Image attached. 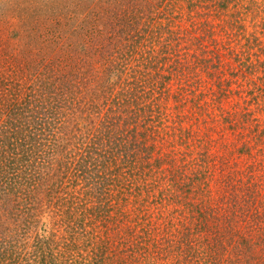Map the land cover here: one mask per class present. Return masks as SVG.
<instances>
[{
    "label": "rangeland",
    "instance_id": "obj_1",
    "mask_svg": "<svg viewBox=\"0 0 264 264\" xmlns=\"http://www.w3.org/2000/svg\"><path fill=\"white\" fill-rule=\"evenodd\" d=\"M170 19L186 34L202 22L213 25L216 32L222 26V33H212L218 42L216 47L225 42L240 52L242 41L237 44V36L229 29L232 25L236 30L235 21H239L252 43L244 51L247 60L241 67L247 72L252 70L248 79L242 80V75L232 78L223 68L218 69L220 76L216 78L208 67L210 63L200 62L199 53L194 55L198 59H182L188 49L203 46L205 32L198 30L197 40L186 44L183 37L171 47L170 60L150 68L158 71L150 79L151 92L136 86L140 81L138 64L135 67L131 58L146 50L158 35V28L162 30ZM256 22L261 23L260 27L254 26ZM117 34L118 50L109 42ZM120 56L123 60L113 66L112 60ZM263 69L264 0H0V130L10 136L0 142V169L5 163L24 164V187L10 188L6 181L2 183L6 189L0 188V249L5 246L10 252V232H16L15 223L21 222L23 216L17 210L23 209L24 256L20 252L21 260L17 254L5 260L1 254L0 264L11 263V258V264H58V255L64 250L67 263L61 264H124V260L125 264H137L142 245L130 251L126 242L132 243V236L142 226L157 233L149 237L154 242L160 236V218L168 212L173 213L167 216L174 215L181 207H186L180 218L186 227L182 234L190 233L183 241L190 240L193 257L200 262L197 264H236L237 253L240 264H264V205L256 208L257 200L264 201V92L259 90L264 88ZM217 82L223 83L221 88L226 93L212 94L213 106L205 109L193 125L194 121L187 119L182 127L187 133L199 130L200 136L208 138L204 146L210 155L216 153L226 160L234 185L219 180L228 169L222 167L224 173H220L204 166V174L198 173L202 180L200 191L193 175L180 179L176 170L171 174L164 171L167 165L162 162L163 152L171 150L175 157L176 152L180 154L187 148L179 144V131L173 129L176 126L165 115L171 117L182 102L190 109L192 101H202L215 90ZM155 84L158 90L153 92ZM166 88L167 94L160 95ZM114 100L125 110L117 132L124 128L125 134L133 129L124 127L131 121L141 127L139 131L150 128L146 131L149 136L153 130L159 132L155 134L160 138H148L143 143L149 148L147 169L141 168L147 162L142 160L143 155L137 160L133 156L138 178L129 165L119 163L109 167L112 173L107 177L103 174L105 152L117 142L118 134L110 131V138H103L102 146L101 141L93 144L99 138L94 129L104 133L110 129L103 126L105 117L113 115L109 105ZM137 106V121L124 118ZM243 111L248 120L244 127L239 122ZM220 123H229L231 129L223 128V135H217ZM209 136L216 141L209 140ZM153 161L156 169L151 165ZM87 164V174L82 178L79 169ZM5 170L10 178V166ZM91 178L97 179V184H91ZM245 180L251 182L249 191L243 189ZM178 181L188 184L177 190L182 196L176 202L171 182ZM137 193L143 198L145 214L150 215L145 220L135 218L138 210L133 207L137 204L131 201ZM245 199L247 204L242 202ZM195 212L214 216L204 222L211 225L214 239L210 234L202 235L204 242L195 243L191 226L194 222L185 218ZM127 230L132 235L126 236ZM143 231L147 233L142 228ZM215 239L219 240L215 241L217 245ZM236 242L244 248L238 251ZM178 245L161 242L155 245L154 253V246L149 244L150 252L145 255L150 260H141L151 261L154 254L158 264L164 262L161 259L171 261L180 249L181 255L186 253L184 245ZM166 246H172L173 251Z\"/></svg>",
    "mask_w": 264,
    "mask_h": 264
},
{
    "label": "trees",
    "instance_id": "obj_2",
    "mask_svg": "<svg viewBox=\"0 0 264 264\" xmlns=\"http://www.w3.org/2000/svg\"><path fill=\"white\" fill-rule=\"evenodd\" d=\"M213 10V9H210ZM174 21V19H170L169 22H167L166 20V26L163 27L162 26V30L161 28H158L160 31L158 32V35L154 36L153 39H151V43L149 44V46L147 47L146 50H142L139 51L138 53V57L135 58V56L133 58H131L132 62L134 61L136 64L135 67H137L138 64V70H137V74L140 77V81L139 83H136L137 85H140L141 89L143 90V88H145V91H152V84L150 82L151 77L155 76L157 74L158 71H150V68H152L153 66H155V64L157 63H163V62H167L168 60H170V55L169 52H173V46L175 47L178 42H181L183 37L185 39V43H191L192 40H197L198 37L195 36V34H197V31L200 30L203 33L205 32V34H203V46L199 47L198 50L194 49V50H190L188 49L189 53L185 54L184 57L181 56V58L183 59H198L197 57H194L195 54L199 56H201L200 62L201 63H205V62H209L210 65H208L209 68H212V72L211 74L216 73V78L220 76L219 74V70L220 68H223L224 70L226 69V71L228 70L227 75L237 79L239 77V75H242V80H247L248 79V74H250L252 72V70H249L247 72V70H242L241 67L244 66V63L246 62L247 58L243 57V55H245L246 53H244V51H247V48L249 47V44L251 45V40L248 37V34H245V29L243 28V25L239 22V21H235L236 23V30L234 28V26L229 25V29H232V33H234L235 36H237L236 42L237 44H240L242 41V45L239 46V50H241L240 52H238V50H235L232 48L231 45H227L225 42H220L221 45L216 47V39L215 37L212 35V33H222L221 32V28L222 26L218 27L217 32L213 30V25L208 24V22H202L201 24H199L197 26V28L195 29V27H192V30H188L187 34L182 30V28H179L178 24H173L172 22ZM171 25H168V24ZM231 23V22H230ZM210 25V26H209ZM261 23L256 22L254 24V26H259L260 27ZM160 25H158L159 27ZM193 26V25H192ZM169 28V30H167ZM184 29H186L184 27ZM194 30H196L194 32ZM234 30V31H233ZM238 31V32H236ZM191 32V33H190ZM244 34V35H243ZM197 37V38H196ZM201 37V36H200ZM200 41V38H199ZM112 42L113 46L116 47V50H118L119 47H117V45H120V37L117 34V36H112L110 38V41ZM172 44V46H171ZM136 46V44L134 45V47ZM172 47V48H171ZM222 48L223 52L220 54V49ZM219 52V53H218ZM115 56V55H114ZM194 57V58H193ZM244 58V60H243ZM123 60V57H117L115 59L112 60V62H114L113 66H117L119 64L120 61ZM229 60H231V62H229ZM232 62H235L236 64L232 67L231 64ZM254 72V71H253ZM264 72V69H263ZM154 74V75H153ZM229 82V81H228ZM154 83H156L154 81ZM167 83V82H166ZM223 85V83L219 84L218 82L215 83V90H211L210 93L202 100L199 101L198 99H195L192 101V103L190 104V109H187L185 107V105L182 103H180L179 105L176 106L175 108V113L171 116L168 117L169 115H165L166 118L171 119L173 126H176L175 131H179L177 132V139L179 138V144L183 143L184 146H187L186 149H184L183 151H180V154L178 152L177 155H175V157L171 156V153H173L171 150L168 151V153L163 152L162 154V162L166 163L167 167L164 171H166L167 173L171 174L174 170H176L175 172H178L181 178H187V176L189 175H193V177H195L196 179H198L197 182H195L194 184L197 185V188L202 191V180L201 178L199 179L200 175L198 174L200 171H202V174H204L202 168L205 166V168L209 169L210 171H214V172H220L222 171V167L225 169H228L227 172H223L224 175L222 176L221 179H219L220 181L223 182H227V184L232 183L234 185V175L233 173H231V169L228 167V163L226 164V160H224L223 158H219V155H217L215 153V155H210V151L208 150V148L206 146H204V143L208 142V138H205L203 136L199 135V130H187V132H184L185 128H183L182 126L186 123V120L189 119L190 122L194 121L191 125H193L199 118L200 116H202V112H205V109H208L211 105L213 106V100H210L211 95L212 94H216V93H221L222 95H224L226 93L225 88H221V86ZM224 86V85H223ZM147 89V90H146ZM154 90H158V86L155 84L154 88H153V92ZM179 90V89H178ZM259 90L264 92V88H259ZM160 95H164L167 94V88L166 91L162 90L161 92H159ZM221 96V95H218ZM208 98V100H207ZM192 99L190 98L189 101H191ZM221 100V99H220ZM116 100L113 101V104L111 103V105H109L110 112L113 114L112 116L109 117H105L107 118L106 124L103 126L104 128H110L107 132H103L101 130H93L94 134H97L99 136L98 139H96V141H93V144L96 145L99 141H101V146H102V139L105 138L106 140H108L110 138V135H108L107 133L110 131H113L114 134H118L116 137L117 142H115L113 145H111L110 151L107 153L105 152L106 155V159L107 162H103V166H102V171L104 176L107 177L108 173H112V169L109 168L111 165H115V164H120V166H130L135 172L134 176L136 178H138V176L136 175V170L132 161H134V159L142 156V160L146 161L144 163L143 166H141V168L144 169V167L147 169V165L150 164L149 161V156L146 154L149 151V148H145L146 145V139L150 138L152 139L153 137H158L160 138V136H157L156 134H158V130H153L151 136H149V134L146 133V131L150 130V128L146 129V127H142L144 128L142 131H139L141 129V127L138 124H135V122L129 123L128 125H124V127L128 128L130 126H133V129H129L127 131H125L124 134V128H122L119 132H117L116 130V126L118 125L119 121H122L123 119V112H125L124 107L122 106V104L116 102ZM122 102V101H120ZM123 103V102H122ZM108 107V105L106 106ZM192 110V112H191ZM139 111V107L137 106V108L135 109L134 113L130 112L129 116H125L124 118L126 119H134L137 118L139 115L138 113ZM100 112V111H99ZM247 113L245 111L242 112V115L244 117H242V119H240V123H242V126H246L248 124V120L246 119V115ZM165 119V118H164ZM134 121V120H133ZM138 123V122H137ZM220 130H216L215 133L217 135H219V133L221 135H223V128L225 129H231L228 124H222L220 123ZM100 127L101 124H100ZM121 127H123V123L121 122ZM135 129V130H134ZM116 130V131H115ZM156 133V134H155ZM160 134L163 135L164 132L160 131ZM180 135V136H179ZM188 135H190L188 137ZM8 133L7 131L4 130H0V142L2 141H6L7 139ZM166 136V133L165 135ZM10 137V136H9ZM209 140L211 141H216L215 138H212L211 136H209ZM96 143V144H95ZM117 143V144H116ZM143 144V146H141L140 144ZM213 145V144H212ZM221 145V144H220ZM219 145V146H220ZM218 146H216L215 148H217ZM142 148H144L145 153L143 152V150H141ZM190 148V149H188ZM140 150V151H138ZM13 154L15 152H12ZM142 153V154H139ZM168 155V158H167ZM20 156V154H19ZM22 159L24 160V149H23V154H21ZM135 158H134V157ZM167 158V159H166ZM183 158V159H181ZM181 160V161H179ZM91 161V158H90ZM5 163V162H4ZM9 163V162H7ZM142 162H140L141 164ZM12 164V162H11ZM88 164H92L94 165V163H88ZM88 164L85 166H82L79 169V175L84 178V176L87 174L86 172V168L88 167ZM159 164V162L157 161V165ZM132 165V166H131ZM151 165L154 166V169H156V161H153L151 163ZM7 166H10L11 171L9 172L10 178H8V176H6L5 174V169ZM3 167H5L3 169ZM2 169H0V188L2 189H6L5 186H3L2 183L4 182H8V184L10 185V188L16 187V186H20L23 185L24 187V164H21L20 166L17 164V166H12L9 164H3ZM115 171L118 173V169H115ZM114 172V171H113ZM115 172V173H116ZM122 172V171H120ZM22 174V175H21ZM78 176V175H77ZM79 176V177H80ZM132 174V178H135ZM177 176H175L174 178H176ZM97 179H93L91 178V184L95 183L97 184V181H95ZM214 180V179H212ZM216 180V179H215ZM214 180V181H215ZM113 183L115 184L117 182V180H115L116 182H114V179L112 180ZM122 182L121 184H119V187H122ZM183 183V184H180ZM193 185V182H191ZM89 184V183H88ZM186 184H188L187 181H178V182H171V188L174 191V195L177 197L176 202H179V200L181 201V199L179 198L182 195L177 194V190H179L182 186H186ZM251 184V182L245 180L243 183L244 186V191H249L250 187L249 185ZM261 185V183H259ZM116 185V184H115ZM191 185V186H192ZM242 189V188H241ZM0 191L2 192V190L0 189ZM18 193V192H16ZM147 193V192H146ZM244 194V192H243ZM97 195V194H96ZM245 195V194H244ZM135 196V198H134ZM142 196H140L138 193L137 194H133V200L131 202L136 203L137 206L133 207V210H138L135 218L137 220H145L147 217H150V215L145 214L146 211L143 209L145 208V204H143V198L140 199ZM246 197V196H245ZM257 197V196H256ZM22 199V203H23V207H24V194H21ZM179 198V199H178ZM95 201V200H94ZM259 201V203L257 202L256 208H258V206L260 205H264V201ZM243 204H247V199H245L244 201L242 200ZM253 202V203H252ZM250 203V202H249ZM251 203L254 204V198L253 196L251 197ZM243 206V205H242ZM240 206V208L242 207ZM186 207H181L179 208L177 213H174V215H169L170 213L173 212H168L167 214H165L162 218H160V223H161V227L158 229L159 231V238L157 240H155L154 242L150 241V236H153L154 232H151V229H147V226H142V228L144 230L147 231V233H144V231L142 232V228L137 230V233L135 235H133V241H131L132 243H129L128 241L126 242V244L128 245V250H133L134 248H138L136 245H142V251L140 254H138L139 257H137V264H158L159 261L158 260H154V254H151V261L150 257L148 255L145 254H149V250L147 249V246L149 244H151V247L154 246L153 248V252L155 253V245L156 244H160L161 242L165 243V244H171L172 242H178L179 245L177 247H180V245H184V249L183 252L185 253L184 255H181V249L178 251L179 255H173L171 257V261L167 260H160L164 261L163 263L160 264H197L200 263L199 260L196 262V260L194 259L193 255L195 253V251L193 250V246H190V240H186L183 241L184 239L189 237L190 233H186L184 232L182 234V229H186V227H184L183 223L181 222V213L183 212V209H185ZM238 208V209H240ZM18 208H16L17 210ZM12 210H10L11 212ZM21 213L22 216V221L24 219V210L20 209L17 210ZM211 211V210H210ZM202 212V211H200ZM183 217H185V213L183 215ZM16 218V217H15ZM159 218V217H157ZM188 218L189 221H193L194 225L193 226V231L192 234L193 236H195L194 241L195 243H202L204 242V238L202 235L207 236L208 234H210L209 236L213 237V233L210 231L211 225L208 224H204V222H208V220L213 219V217H208L207 214H201L198 212L193 213L192 215H187L186 217ZM210 218V219H209ZM19 218H16V220H18ZM217 219V218H216ZM215 219V220H216ZM165 220V221H163ZM171 220L174 221V223L170 222ZM17 222L15 224L16 225V232H10V241L9 244L11 245V249L10 252H8L7 250H5V246H1L0 249V255L2 254V256L4 257V259H9V256H13L17 254V257L21 260V256H19V253L21 252V254L24 256V222ZM15 231V230H14ZM203 232V233H202ZM126 236L132 235V233L130 232V230H127L125 233ZM211 238V237H210ZM214 239V237H213ZM1 241V240H0ZM153 241V240H152ZM219 243V240L215 239L214 240V245H217L216 242ZM136 243V244H133ZM240 243L242 244V241H240ZM239 242L235 243L236 248H239L238 251H240V249L244 248ZM144 246V247H143ZM166 248H170L169 250H172V246H166ZM203 248V246H202ZM210 248H211V244H210ZM191 249V250H190ZM237 250V249H236ZM18 252V253H17ZM69 252V250L67 251ZM70 254V253H69ZM237 255H239V253L235 254V262L236 264H240L241 260H239V258H237ZM144 257H148L149 260L147 261H142L141 259ZM60 258L59 261H57V259ZM58 258L55 257L54 260L57 261L58 264L61 263H67L66 262V258H65V250L60 252L58 255ZM11 263H13V258H11ZM9 263V264H11ZM127 263L126 260H124V264ZM18 264V262H17ZM204 264V263H202Z\"/></svg>",
    "mask_w": 264,
    "mask_h": 264
}]
</instances>
